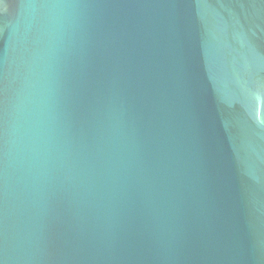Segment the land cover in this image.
<instances>
[{"label": "water", "instance_id": "obj_1", "mask_svg": "<svg viewBox=\"0 0 264 264\" xmlns=\"http://www.w3.org/2000/svg\"><path fill=\"white\" fill-rule=\"evenodd\" d=\"M0 264H264V0H0Z\"/></svg>", "mask_w": 264, "mask_h": 264}]
</instances>
